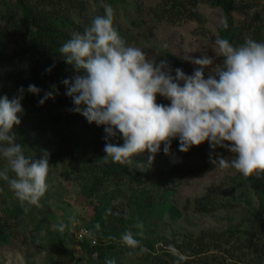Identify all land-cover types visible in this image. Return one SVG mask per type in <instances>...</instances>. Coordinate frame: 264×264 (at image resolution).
<instances>
[{
    "label": "clouds",
    "instance_id": "1",
    "mask_svg": "<svg viewBox=\"0 0 264 264\" xmlns=\"http://www.w3.org/2000/svg\"><path fill=\"white\" fill-rule=\"evenodd\" d=\"M103 7L105 14L95 16L83 32H74L59 52L77 73L61 81L74 105L68 111L79 113L89 124L104 126V161L110 158L113 163L131 166L134 156L147 152L151 164L161 144L164 153L172 155L174 139L179 140L181 152L207 141L213 165L234 169L245 177L264 174V42L246 37L243 44L234 46L228 39L217 38L215 54L223 58V66L206 78L205 68L215 58L185 54L182 59L198 65L189 75L181 68L173 69L167 60L157 62L140 47L127 44L114 26V9L108 4ZM52 87L38 101L40 105L58 94L56 86ZM27 92L38 95L41 89L29 84ZM24 93L20 86L12 99L0 97V156L6 160L0 179L8 183L27 213L29 205L41 206L48 190L50 153L42 149L40 158L32 159L16 142L13 128L21 123ZM158 95L170 103H157ZM118 138L123 139L122 144L113 142ZM217 148L228 150L234 158L217 153ZM53 227L63 233L68 225L61 222ZM135 227L140 231L135 235L125 231L120 241L146 252L136 238H144L143 222ZM44 234L42 230L40 235ZM103 264H116V260L105 257Z\"/></svg>",
    "mask_w": 264,
    "mask_h": 264
},
{
    "label": "trees",
    "instance_id": "2",
    "mask_svg": "<svg viewBox=\"0 0 264 264\" xmlns=\"http://www.w3.org/2000/svg\"><path fill=\"white\" fill-rule=\"evenodd\" d=\"M106 1L113 4L120 0ZM88 3V0H0V87L17 78L18 87L25 89L22 104L31 106L35 112L52 105L61 106L68 114L75 115V112L68 111L74 105L72 99L65 95L66 86L61 81L77 73L72 65L65 62L59 48L74 32H83L90 26L93 18L88 16ZM200 3L224 9L227 28L224 24L219 27V38L228 39L234 46L243 44L246 37L264 42V0H163L161 10L166 15L164 17L172 21L200 20ZM233 10L245 16L241 25L234 23ZM114 26L123 37L119 27ZM160 60H167L173 69L181 68L184 72H193L196 68L187 60L173 55L166 47L159 48L156 61ZM49 67L51 72L46 71ZM79 74L83 75V72ZM29 84L36 85L41 92L38 95L28 93ZM53 85L58 94L40 105L38 101L46 92L53 91ZM16 95L17 91L13 97ZM96 127L105 136L104 126ZM15 129L18 137L22 138L19 144L24 150L23 133L17 126ZM113 142L122 144L123 139ZM105 143L104 139L103 147ZM161 148H164L163 144ZM198 149L199 146H192L189 151L181 152L179 140L174 139L172 155L163 152L165 161L162 160L164 163L155 171H146L140 165L137 167L134 158L131 169L130 166L113 163L110 158L106 163L103 150L104 155L99 158L103 173L97 175L93 171L89 195L93 197L109 179L114 180L115 186L111 195L98 196L96 214L88 224L90 232L102 240L90 248L88 241L83 242L88 252L92 250L88 253V264H103L105 257L115 258L116 264H135V261L136 264H231L226 262L227 255L247 264H264V174L245 177L237 172L235 176L225 177L220 187L209 188L196 201L195 209L203 213L214 212L219 207L242 206L247 211L239 225L225 230H201L198 234L175 227L182 212L172 198L176 193L177 177L184 173L185 166L174 161L176 157L189 156ZM143 177L148 178L147 182L141 181ZM222 188L224 190L220 192ZM28 213L20 204H14L6 210V218L21 219ZM4 219L0 217V248L10 242L12 234ZM138 222H143L144 238H136L141 240V246L147 251L128 247L118 249L116 243L123 232L130 230L135 235L140 231L135 227ZM55 231L59 234L55 241L60 245L57 247L59 255L66 257L68 254L74 258L73 252H68L65 245L69 229L63 233ZM158 243L165 247L158 250ZM130 251L134 253L132 256L127 255ZM240 252L251 258L240 256ZM95 253L98 254L94 256Z\"/></svg>",
    "mask_w": 264,
    "mask_h": 264
},
{
    "label": "rangeland",
    "instance_id": "3",
    "mask_svg": "<svg viewBox=\"0 0 264 264\" xmlns=\"http://www.w3.org/2000/svg\"><path fill=\"white\" fill-rule=\"evenodd\" d=\"M88 2L90 18L103 16L105 14L103 5H111L114 9V25L119 27L127 44L140 47L150 58L157 59L160 47L168 48L173 55L180 58L185 54L193 58L203 55L214 57L213 64L205 68L206 78L209 72H215L223 66V58L215 54V40L219 38V27L226 19L222 7L200 3L198 5L200 20L176 22L164 17L166 15L161 10L163 0H120L113 4L106 0ZM235 5L237 6L238 2ZM232 17L236 25H241L245 20L244 15L234 10ZM18 88L17 78H14L1 85L0 96L13 97ZM157 103L169 104L170 101L158 95ZM22 105L24 112L19 114L21 123L17 127L23 133L25 155L39 159L42 149L50 153L48 190L40 201V207L29 205V213L23 215L21 219H7L6 210L20 202L10 190L8 183L0 179V217L5 218L8 231L12 232L10 242L0 248V264H88L90 256L88 253L92 250L88 252L83 242L88 241L90 248L102 241L90 232L88 224L96 214L98 196L111 195L115 186L114 180L109 179L106 185L97 189L93 197L89 195L94 180L93 171L97 175L103 173L99 158L104 155V135L94 123L89 124L79 113L68 114L61 106L52 105L35 112L31 106ZM13 131L16 134V142H21L22 138L18 137L15 126ZM211 151L206 141L199 145L196 153L176 157V160L185 166L184 173H179L177 177L176 193L172 198L182 212V216L174 224L181 231L198 234L201 230H225L239 225L247 211L242 206L219 207L210 213L195 209L197 199L206 194L209 188L220 187L225 177L235 176L237 173L234 169H220L210 163ZM215 151L228 159L234 158V154L226 149L217 148ZM163 152L161 148L151 164L147 163V152L133 158L137 167L140 165L146 171L150 169L155 171L157 166L165 161ZM5 165L6 160L0 156V170H3ZM9 176H14V173L9 172ZM147 179L143 177L141 181L147 182ZM223 190L222 188L220 192ZM168 221L170 220L167 219ZM55 222L68 225L69 239L65 245L68 252H73L74 258L68 254L66 257L59 255L57 247L60 245L55 242L59 234L53 227ZM42 230L45 233L43 236L40 235ZM116 246L120 250L126 247L120 240H117ZM161 246L165 247L163 243L157 244L158 250L162 249ZM239 255L251 258L249 255H242L241 252ZM226 262L247 264L228 255Z\"/></svg>",
    "mask_w": 264,
    "mask_h": 264
},
{
    "label": "built area",
    "instance_id": "4",
    "mask_svg": "<svg viewBox=\"0 0 264 264\" xmlns=\"http://www.w3.org/2000/svg\"><path fill=\"white\" fill-rule=\"evenodd\" d=\"M94 242H97L96 240H94Z\"/></svg>",
    "mask_w": 264,
    "mask_h": 264
}]
</instances>
